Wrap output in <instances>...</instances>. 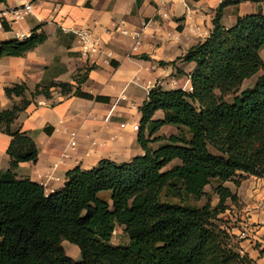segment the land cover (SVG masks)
<instances>
[{"label": "trees", "instance_id": "16d2710c", "mask_svg": "<svg viewBox=\"0 0 264 264\" xmlns=\"http://www.w3.org/2000/svg\"><path fill=\"white\" fill-rule=\"evenodd\" d=\"M245 1L251 0H225L211 35L180 58L195 64L192 91L151 89L139 109L144 154L129 163L77 167L59 191L17 177L21 163L38 161L39 150L30 133L14 128L16 121L53 88L97 103L111 99L82 90L94 67L77 86L44 81L34 91L25 82L5 88L8 99L20 101L0 109V133L12 138L10 169L0 172V264H255L241 254L231 229L217 224L239 200L227 183L239 188L250 176L264 178V14L240 17L231 28L221 23L225 7ZM2 26L8 30L5 20ZM47 40L36 30L3 42L0 60L24 57ZM261 69L254 87L238 94ZM158 111L164 118L155 120ZM166 126L177 133L156 136ZM213 182L216 205L206 192ZM204 198L202 207L189 203ZM118 227L127 245L113 243ZM64 241L78 246L79 261L67 255Z\"/></svg>", "mask_w": 264, "mask_h": 264}, {"label": "crops", "instance_id": "0c3cea01", "mask_svg": "<svg viewBox=\"0 0 264 264\" xmlns=\"http://www.w3.org/2000/svg\"><path fill=\"white\" fill-rule=\"evenodd\" d=\"M224 1L0 0V44L24 40L36 30L48 36L45 44L24 57L0 60V109H11L20 101L7 98V87L25 82L34 91L44 81L77 86L73 78L76 71L86 72L91 67L82 90L111 99L110 104H104L63 96L58 88L52 89L50 98L38 97L14 125L33 137L38 161L21 163L15 171L17 177L53 193L64 187L67 173L77 167L91 170L105 159L129 163L143 155L135 134L139 131L129 127L142 120L139 109L154 87L192 91L190 74L195 64L180 58L211 35ZM254 1L225 7L222 25L231 28L240 17L257 13ZM28 3L33 6L32 14L12 21L8 12ZM3 20L8 30L2 26ZM76 28L90 29L104 50L91 59L82 57L71 33ZM136 33H141L139 46L134 39ZM163 118L164 114L154 119ZM11 142V137L0 133V172L10 169ZM226 185L239 200L238 206L233 205L222 217L233 221L228 226L235 236L247 231L241 248L255 264H264V178L250 176L235 189Z\"/></svg>", "mask_w": 264, "mask_h": 264}, {"label": "rangeland", "instance_id": "374dc122", "mask_svg": "<svg viewBox=\"0 0 264 264\" xmlns=\"http://www.w3.org/2000/svg\"><path fill=\"white\" fill-rule=\"evenodd\" d=\"M254 2L257 5V9H258L257 12L258 13H261V14H264V0H256ZM261 56H262V59L264 60V49L261 51ZM84 71L85 70H81V69L78 70V71H76V74H74V77H73L74 79L77 78V79H75V82L76 83H79L80 81L83 80V76L85 74ZM262 74H263V69H261V71L257 75H255V76L247 79L244 82V84L242 85V87L240 89V92L238 94H241V92H243V91H245L247 89L253 88L254 85H255V83H256V81H257V78L259 76H261ZM233 99H234L233 96H229L227 98V101L231 103L233 101ZM162 116H163L162 112H158V113L155 114L154 118L155 119H158V118H162ZM140 123H141V121L138 120V125H140ZM132 127H133V124H131V126L129 127V130H132ZM176 133H177V129L175 127L165 128V129H162L156 136H158V135H161V136H169L171 134H176ZM135 134L138 135V132H136ZM161 143L162 142H158L156 144H153V147H157ZM229 186H231L232 188L235 189L234 183L230 182L229 183ZM215 187H216V183L213 182L210 186H208L206 188V192L208 194H210V196L212 197V200H213L212 203H213V205H216L218 203V199H217L216 195L213 193V188H215ZM189 203L191 205H194V206H197V207H202L203 205H205L207 203V199L204 198V199H202L201 201H198V202H196L194 200H190ZM229 204H230V211L232 210L231 207L233 205L238 206V204H231V203H229ZM221 218H222L223 221L217 222V224H219L221 226H224V227L227 226V227H229L228 226L229 223L233 222V221H230V220H226V217H224V216L223 217L221 216ZM238 221L234 222V224L237 225L238 224ZM241 231H245V230H241ZM236 237L238 238L237 239L238 241H241L242 242V240H244V239H240L238 236H236ZM247 238H245V239H247ZM112 241H113V243L115 245H127L128 244V241L126 239V235L123 233V229L121 227L120 228L118 227L116 229ZM62 246L65 249L67 255L70 256L72 259H74L75 261H78V260L81 259V253H80V249L78 248V246H76V245H74L72 243H69L67 241H64L62 243ZM241 254L242 255L245 254V252L243 251V249L241 251Z\"/></svg>", "mask_w": 264, "mask_h": 264}, {"label": "built area", "instance_id": "2783aa9c", "mask_svg": "<svg viewBox=\"0 0 264 264\" xmlns=\"http://www.w3.org/2000/svg\"><path fill=\"white\" fill-rule=\"evenodd\" d=\"M33 12V6L32 4L28 3L21 7L12 8L8 13L11 14V20L12 21H18V20H24L29 15H31ZM7 12L3 14V16L6 18ZM6 21V20H5ZM118 31H121V33L126 34L124 30L121 28H118ZM71 33H73L79 43V52L82 57L91 59L93 57L98 56L102 50V44L101 41L94 36L93 32L88 28H76L71 30ZM134 39L136 40V46H139L141 44V33H136ZM123 127H125L123 125ZM133 129L135 131L140 130V125H134ZM75 137V134H73ZM240 239H245L248 237L247 231H241L238 235Z\"/></svg>", "mask_w": 264, "mask_h": 264}]
</instances>
